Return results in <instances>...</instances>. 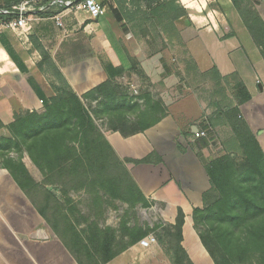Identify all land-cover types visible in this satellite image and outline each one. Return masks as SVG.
I'll return each instance as SVG.
<instances>
[{
    "label": "crops",
    "instance_id": "obj_1",
    "mask_svg": "<svg viewBox=\"0 0 264 264\" xmlns=\"http://www.w3.org/2000/svg\"><path fill=\"white\" fill-rule=\"evenodd\" d=\"M57 1L60 3L21 0L18 5L29 2L35 10L24 13V27L10 28L8 23L16 18L8 17L18 5L10 10L0 0V16L4 19L0 21V139L10 138L9 127L15 114L43 112L50 96L49 83L53 82V77L46 70H37L41 57L31 39L50 55L78 97L108 81L115 84L121 76L131 73L130 57L152 83L162 86L161 95L166 97L174 95L173 87L188 67L198 74L216 70L220 78L237 73L251 97L239 107L240 113L248 121L245 111L252 105L264 121V62L231 0H158L160 7L154 0L150 8L142 0H120L117 4L111 1L122 15L118 22L104 0H95L105 9L104 15L97 19L90 18L78 7L84 0ZM253 6L264 22V0H258ZM169 9L177 13L168 15ZM159 10L166 11V28L174 32L176 38L158 33L157 26L153 36L152 18ZM143 14L148 15L149 21L140 20ZM58 18L61 26L56 25ZM233 24L240 25L247 34L249 51L241 52ZM153 39L166 42L167 49L161 52L153 49ZM166 58L168 61L164 60ZM108 65L111 68L106 71L104 66ZM162 65L167 68L165 77ZM214 80L219 96L205 98L195 91L185 93L177 104L168 108L165 117L142 133L122 137L105 127L100 130L121 160H141L152 154L161 160L138 165L126 163L125 167L141 193L162 206L167 223H173L177 209H181L184 215L182 247L193 264H213L191 227L192 210L202 208V196L210 189L206 172L192 147L195 138L191 129L206 121L213 124L217 133L214 119L220 117L216 106L222 104L219 98L224 83L217 78ZM230 99L231 106H235L231 96ZM162 101L168 105L166 99ZM190 109L196 114H189ZM249 127L252 129L251 125ZM257 134L264 151V129ZM145 250L136 244L106 264H144L153 259L142 257ZM0 264H76L1 160Z\"/></svg>",
    "mask_w": 264,
    "mask_h": 264
},
{
    "label": "trees",
    "instance_id": "obj_2",
    "mask_svg": "<svg viewBox=\"0 0 264 264\" xmlns=\"http://www.w3.org/2000/svg\"><path fill=\"white\" fill-rule=\"evenodd\" d=\"M3 1L6 8L11 10L21 0H12L10 3ZM111 1L115 4L121 1L104 0L118 22L122 15L120 10L113 8ZM142 1L148 8L154 2ZM156 1L160 7V1ZM241 1L231 0L232 6L264 62V22L252 7L255 0H248L251 6L245 11L241 9ZM14 17H18L15 12L8 18ZM1 20H4L2 16ZM31 40L41 57L37 70H46L53 77L49 85L50 96L43 112L14 115L9 127L10 138L0 139V158L9 152L16 153L19 158H6L2 166L9 171L18 188L76 264H106L145 238L150 229L131 226L126 218L120 221L118 229H102L92 222L87 228V238L83 239L75 230V224L66 214H62L63 206L53 191L61 187L60 193L68 204L70 191L90 189L92 197L89 210L98 215L103 212L101 194L107 201L118 200L130 209L138 206L150 208L155 202L141 193L125 164L160 163L161 160L153 154L141 160L119 159L106 142L96 121L105 118L107 130L129 137L155 126L167 113L156 115L159 104L152 103L136 114L135 118H130L129 110L136 107V104L119 93L117 87H112L114 83L111 81L81 97L76 96L50 55L37 41ZM129 60L133 67L135 61L130 57ZM104 68L109 71L111 67L108 65ZM163 69L166 74L167 68L163 66ZM212 71L225 88L230 86L234 92L236 105L230 104L226 108L227 105L217 104L219 114H216H223L241 150L242 159L237 161L228 154L210 158L208 149L216 146L214 126L206 121L198 123L199 131L204 132L205 136L195 139L192 147L196 149V156L203 165L210 189L202 196V208L192 210L193 230L213 264H264V151L239 109L251 97L237 73L220 78L216 70ZM178 148L184 152L181 147ZM23 154L30 162L28 166L32 165L42 176V182L38 183L30 175L23 162ZM203 156L208 160L204 161ZM48 186L54 189L49 190ZM54 220L64 225L71 241L62 239ZM183 224L184 215L181 209H177L173 223L154 225L152 228H160L159 241L171 264H193L182 247Z\"/></svg>",
    "mask_w": 264,
    "mask_h": 264
},
{
    "label": "rangeland",
    "instance_id": "obj_3",
    "mask_svg": "<svg viewBox=\"0 0 264 264\" xmlns=\"http://www.w3.org/2000/svg\"><path fill=\"white\" fill-rule=\"evenodd\" d=\"M257 2L258 0H255L252 3L255 5L257 4ZM170 6L173 7V5ZM240 6L241 9L245 11L249 9L251 5L250 2H248V0H242L240 2ZM252 7L254 8L253 5ZM165 12L166 11L159 10L158 12L159 14L152 18L154 21L152 27L154 29V27L157 26L159 28L158 33H163V34L168 33L169 35L172 36L171 38H176L174 32L172 33V31L170 32V29L166 28ZM167 13L168 15H172V14H176L177 12L176 11L172 12V10L169 9ZM138 15H140V13H138ZM140 20L146 22L149 21V17L147 14H143L140 16ZM232 27H233V32H235V34H238V37H240V39L238 37L237 39H238V43L241 45L242 48L240 49L241 52L244 53V51L245 52L249 51L247 49L249 47H247L246 45H248V42L250 41L248 40L246 41V38H248V36L245 33V31H243L244 29L240 27V25H238V27H235V25L233 24ZM155 32L156 29H154L152 32L153 36H155L156 34ZM165 44L166 42H163L161 40H157V39L152 40L153 49L154 48L159 49L160 52L163 49H167ZM235 56H237V53H235L234 57ZM164 60L168 61V58ZM171 67L173 68V65H171ZM214 79H216V75L213 72H210L209 74H198L194 71L192 67L190 68L188 67V70L186 71V73H184V76L178 78L175 87H173L174 95L171 96L169 94V96L166 97L165 95L164 96L161 95V90L163 89L161 88L162 86L152 83L150 79L141 71V68L138 66V64L137 65L135 64L132 67V72L121 76V78H119L117 82L113 84L112 87L115 88L117 87L119 93L126 95L129 99L132 100L134 104H136V107L129 110L128 113L130 118L133 119L135 118L136 114L140 113V111H143L149 104L152 103L159 104V108L156 112V115L165 113L168 111L169 107H173L175 104H177L178 99L180 98L181 100L183 96H185L184 95L185 93L195 91L196 93H199L200 96L205 98L208 97L212 98L214 96L217 97L219 96L220 92L214 90L215 89L213 82L215 81ZM50 84L51 83H49V85ZM230 96L231 98L234 99V92L231 90L230 86H227V88L224 90L223 95H221V97L219 98L222 100L223 105H227L225 106L226 108H228V106L231 104ZM162 99H166L168 105L164 104V101H162ZM93 105H95V103H93ZM188 111H190L189 114L191 115L196 114V111L194 109H190ZM245 112H246L245 116L248 120L246 121L247 124L252 126L251 131L255 134V136L258 137L257 132L259 130L264 129V123H263L264 121L262 122L261 114L255 112L254 107L252 105H250L248 111L246 110ZM244 118L245 117H243V119ZM214 123L217 127L216 146L215 147L211 146L208 149L210 158H217L224 154H228L231 155L235 160L240 161L242 159L241 150L239 149L238 144L232 135L231 129L228 126L224 117L222 116L220 118L214 119ZM105 124H106L105 118L96 121V125L98 126V128H100V130L104 129ZM25 156L26 155L23 154L22 159L30 175L38 183L42 182V176L32 167L31 164H30L31 167L28 166L30 162ZM6 158L18 159L19 155H17L14 152H9L5 154L3 158H0V160L4 161L6 160ZM203 159L204 161L208 160L205 156H203ZM47 188L49 190L54 189L51 186H48ZM60 188L61 187H57L58 191H53V192L57 196V198L61 201V205L63 206L62 214H66L70 219V221L73 224H75V230L79 232L81 238L83 239L87 238L88 236L87 228L89 224H91L92 222H95L98 225V227L102 229L105 227L118 229L120 227V221L123 218H126V220L129 222L131 226H138L144 229L149 228L150 230L148 231L147 236L152 234L156 239V245H154L149 249H146L142 256L143 258H150V259L153 258V259H151V261L149 262H145L144 264H171L168 259V254L165 252L164 247L161 245L159 241L160 228L157 230L152 229L154 225L161 226L162 224H167L168 217L166 216L165 212L162 210V206L160 204H152V206L147 209L139 206L136 207L135 209H130L126 204H123L118 200L107 201V198L100 193L103 201V212L102 214L98 215L96 213L93 214V212H90L89 210L88 205L92 197V193L90 189L81 188V189H76L74 191H70L68 193V198L70 199V203L67 204L65 202L66 201L65 197H62L60 193ZM126 214H128V216L124 217ZM53 223L55 224V227L58 230V233L62 237V239L71 241V237L68 235V230L64 227V225L61 223L58 224V222L55 220L53 221ZM191 227L193 229V223ZM200 249L202 248L200 247ZM201 253L205 255L206 252L204 253V251L202 250ZM138 257H141V255H139ZM206 257L209 259L207 254Z\"/></svg>",
    "mask_w": 264,
    "mask_h": 264
},
{
    "label": "built area",
    "instance_id": "obj_4",
    "mask_svg": "<svg viewBox=\"0 0 264 264\" xmlns=\"http://www.w3.org/2000/svg\"><path fill=\"white\" fill-rule=\"evenodd\" d=\"M56 2L60 3L57 0ZM78 7L83 9L92 19H97L98 17L104 15L105 13L104 7L100 3L96 2L95 0H84L83 4L79 5ZM34 10H35L34 6H32L31 3L29 2L22 3L18 5L17 7H15L14 12L17 13L18 17L15 21L8 23L9 27L10 28L24 27L26 24L25 19L23 17L24 13L32 12ZM56 25L61 26V22L59 18L56 19ZM0 31H1V26H0ZM193 135L195 139H198L200 137H204L205 133L202 131H198V133L193 134ZM137 244L144 249H149L153 247L154 245H156V239L152 234H150L146 236L145 238H143L142 240H140Z\"/></svg>",
    "mask_w": 264,
    "mask_h": 264
},
{
    "label": "water",
    "instance_id": "obj_5",
    "mask_svg": "<svg viewBox=\"0 0 264 264\" xmlns=\"http://www.w3.org/2000/svg\"><path fill=\"white\" fill-rule=\"evenodd\" d=\"M198 131H199L198 128L195 127V126H193L192 129H191L192 134H196V133H198Z\"/></svg>",
    "mask_w": 264,
    "mask_h": 264
}]
</instances>
